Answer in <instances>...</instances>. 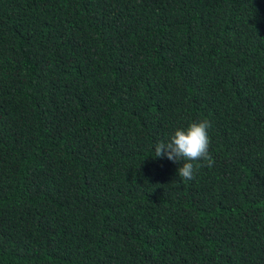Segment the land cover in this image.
Segmentation results:
<instances>
[{"label": "trees", "instance_id": "16d2710c", "mask_svg": "<svg viewBox=\"0 0 264 264\" xmlns=\"http://www.w3.org/2000/svg\"><path fill=\"white\" fill-rule=\"evenodd\" d=\"M0 264H264V0H0Z\"/></svg>", "mask_w": 264, "mask_h": 264}, {"label": "clouds", "instance_id": "9594fccd", "mask_svg": "<svg viewBox=\"0 0 264 264\" xmlns=\"http://www.w3.org/2000/svg\"><path fill=\"white\" fill-rule=\"evenodd\" d=\"M210 127V122L205 119L192 123L187 128L176 130L168 142L161 141L155 145V158L180 164L177 175L185 181L193 180L198 167H211L214 163L208 150Z\"/></svg>", "mask_w": 264, "mask_h": 264}]
</instances>
